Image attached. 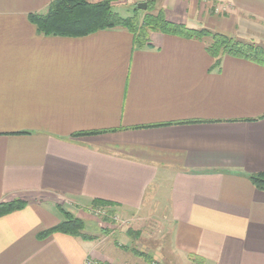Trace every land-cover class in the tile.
<instances>
[{
	"label": "crops",
	"instance_id": "1",
	"mask_svg": "<svg viewBox=\"0 0 264 264\" xmlns=\"http://www.w3.org/2000/svg\"><path fill=\"white\" fill-rule=\"evenodd\" d=\"M53 1L0 0V203L27 202L0 217V264H264V192L249 180L264 173V64L224 56L215 69L208 40L162 33L142 49L125 29L41 35L29 16ZM163 8L174 24L264 48V0ZM83 132L103 133L73 137ZM94 200L156 223L162 262L156 240L119 261L118 230L105 227L38 238L63 212L93 222ZM140 233H120L125 248Z\"/></svg>",
	"mask_w": 264,
	"mask_h": 264
},
{
	"label": "trees",
	"instance_id": "2",
	"mask_svg": "<svg viewBox=\"0 0 264 264\" xmlns=\"http://www.w3.org/2000/svg\"><path fill=\"white\" fill-rule=\"evenodd\" d=\"M120 0H54L43 13L31 14L29 20L39 34L59 37H84L97 32L125 29L133 35L135 48L142 49L149 45L152 33L180 36L198 41L208 40L206 51L215 59L213 68L221 66L224 56L245 59L264 64V48L253 43L237 40L231 36L214 32L206 28L192 29L184 25L174 24L167 20L164 9H156L154 1L148 2L146 11L137 6L132 14L124 16L117 9ZM122 13V14H121ZM103 132H83L73 137H84ZM252 185L264 192V173L249 177ZM27 206L24 200L0 203V217L21 211ZM116 205L94 200L92 210L108 208L114 213ZM63 212V211H62ZM63 220L54 228L39 234V239H45L54 233H60L81 239H91L85 232V223L70 213L63 212ZM137 256L138 252L135 253Z\"/></svg>",
	"mask_w": 264,
	"mask_h": 264
},
{
	"label": "rangeland",
	"instance_id": "3",
	"mask_svg": "<svg viewBox=\"0 0 264 264\" xmlns=\"http://www.w3.org/2000/svg\"><path fill=\"white\" fill-rule=\"evenodd\" d=\"M149 1H154L155 3L153 4L154 7L158 10V9H164L163 8V2L164 0H120L119 1V6L117 7L118 10L124 12L126 8H128V11H126L125 13H121L124 16L127 15H131L132 14V9L134 6H137L139 3H144L146 2L148 4ZM213 13L216 11V9H219V12H217V14L219 16H223L228 12V8L225 4H216L215 2L213 4H211ZM226 8L227 10L222 12V9ZM215 10V11H214ZM165 14H166V10L164 9ZM60 206H63L65 208H67L68 210L75 209L74 207H76L74 205V203H70L68 201L64 202V200H60L59 201ZM108 208H101L100 210H92V212L90 213V217L91 219H93V222H89V221H84L85 223V232H89L90 234H93L94 232H98V233H102V229L103 227H105V229H109V230H118L116 234H113L111 236V238L113 240L112 243L114 244L115 248L117 249L118 252H120L118 254V258L119 261H124V260H129L130 259H135L137 258L136 256V252L138 253H147L149 252V244L146 243L147 240H156V244H154L152 248L158 246V249L161 247L163 249L158 253V256H156L155 254V249H153V253H152V258H154L155 261H160L162 262L163 260V256L164 254L166 255V251L163 248V243L166 240L165 236H162L161 234H159V236L157 234H155V230L156 229L158 232L162 229H157L159 228L157 226L156 223L150 222V221H143L141 219L135 218L133 219V217H129V216H123L120 214L116 213V210L114 211V213H110L108 211ZM70 213L71 215L75 216L73 213L71 212H67ZM76 217V216H75ZM78 218V217H76ZM80 219V218H79ZM82 220V219H81ZM108 221L106 224L104 223L105 221ZM133 230V232H141L138 236V238H136V242H132L131 246H127V248H125V240H124V236L121 235L120 233H124L127 230ZM138 230V231H135ZM154 232L152 237H148L145 233L146 232ZM153 238V239H152ZM83 241H85V239H82ZM163 241V242H162ZM165 246V245H164ZM134 254V255H133ZM184 259H178L175 262L177 264H181L183 263ZM184 264V263H183Z\"/></svg>",
	"mask_w": 264,
	"mask_h": 264
},
{
	"label": "water",
	"instance_id": "4",
	"mask_svg": "<svg viewBox=\"0 0 264 264\" xmlns=\"http://www.w3.org/2000/svg\"><path fill=\"white\" fill-rule=\"evenodd\" d=\"M137 8H138L139 10L146 11L147 8H148V4H147L146 2H144V3H139V4L137 5Z\"/></svg>",
	"mask_w": 264,
	"mask_h": 264
},
{
	"label": "built area",
	"instance_id": "5",
	"mask_svg": "<svg viewBox=\"0 0 264 264\" xmlns=\"http://www.w3.org/2000/svg\"><path fill=\"white\" fill-rule=\"evenodd\" d=\"M227 9L226 8H223L222 9V12L226 11ZM216 12H219V9H216Z\"/></svg>",
	"mask_w": 264,
	"mask_h": 264
}]
</instances>
